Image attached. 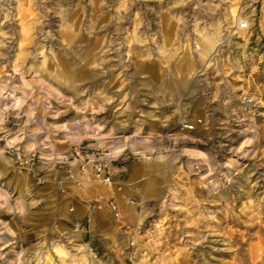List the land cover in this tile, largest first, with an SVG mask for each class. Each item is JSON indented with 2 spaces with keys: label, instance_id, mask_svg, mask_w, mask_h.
Wrapping results in <instances>:
<instances>
[{
  "label": "rangeland",
  "instance_id": "rangeland-1",
  "mask_svg": "<svg viewBox=\"0 0 264 264\" xmlns=\"http://www.w3.org/2000/svg\"><path fill=\"white\" fill-rule=\"evenodd\" d=\"M0 264H264V0H0Z\"/></svg>",
  "mask_w": 264,
  "mask_h": 264
},
{
  "label": "built area",
  "instance_id": "built-area-1",
  "mask_svg": "<svg viewBox=\"0 0 264 264\" xmlns=\"http://www.w3.org/2000/svg\"><path fill=\"white\" fill-rule=\"evenodd\" d=\"M245 27H246V25L241 26V28H245ZM189 130H193V127L190 126V127H189ZM100 172H101V169H100V168H96V174H97V177L100 176V175H99ZM102 181L105 182V183H109V179H108V178L102 179ZM112 209H115V207L112 206Z\"/></svg>",
  "mask_w": 264,
  "mask_h": 264
},
{
  "label": "crops",
  "instance_id": "crops-1",
  "mask_svg": "<svg viewBox=\"0 0 264 264\" xmlns=\"http://www.w3.org/2000/svg\"><path fill=\"white\" fill-rule=\"evenodd\" d=\"M113 194L116 195L115 192H113Z\"/></svg>",
  "mask_w": 264,
  "mask_h": 264
}]
</instances>
